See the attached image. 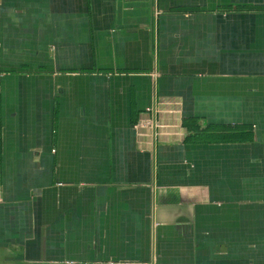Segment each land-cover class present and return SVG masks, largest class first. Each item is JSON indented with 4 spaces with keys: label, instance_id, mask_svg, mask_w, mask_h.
<instances>
[{
    "label": "crops",
    "instance_id": "1",
    "mask_svg": "<svg viewBox=\"0 0 264 264\" xmlns=\"http://www.w3.org/2000/svg\"><path fill=\"white\" fill-rule=\"evenodd\" d=\"M0 264H264V0H0Z\"/></svg>",
    "mask_w": 264,
    "mask_h": 264
},
{
    "label": "built area",
    "instance_id": "2",
    "mask_svg": "<svg viewBox=\"0 0 264 264\" xmlns=\"http://www.w3.org/2000/svg\"><path fill=\"white\" fill-rule=\"evenodd\" d=\"M161 110L157 108L154 104L146 108L143 116L139 119V121L145 122L144 129L150 130L152 138H156V127L158 124L159 128L164 127V125L157 121L156 117H160Z\"/></svg>",
    "mask_w": 264,
    "mask_h": 264
},
{
    "label": "rangeland",
    "instance_id": "3",
    "mask_svg": "<svg viewBox=\"0 0 264 264\" xmlns=\"http://www.w3.org/2000/svg\"><path fill=\"white\" fill-rule=\"evenodd\" d=\"M156 119H157L158 122H160V123L163 124V122H162V120L160 119V117H156ZM144 124H145V122H142V123H141L139 120H137V121L134 122V124H133L134 132H135V134L138 136L139 141H141L143 137L152 138V135H151V133H150V130L148 131L147 129H144ZM156 125H157V127H156V139H157V140H156V141H158V140H160L159 137H160V135H161V129L165 127V124H163L164 127H162V128H159V127H158V124H156ZM234 134H236V133H234ZM247 138H248V135H245V136L242 138L240 135L237 136V135H231V134H230V136H229V140H228V141H232V140L236 141V140L243 139V140H245V142H246V141H247ZM151 140H152V139H151Z\"/></svg>",
    "mask_w": 264,
    "mask_h": 264
}]
</instances>
